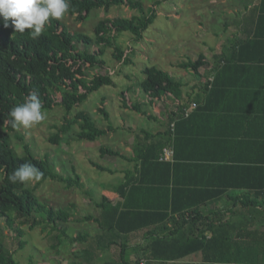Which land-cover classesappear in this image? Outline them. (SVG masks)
<instances>
[{
	"label": "trees",
	"instance_id": "16d2710c",
	"mask_svg": "<svg viewBox=\"0 0 264 264\" xmlns=\"http://www.w3.org/2000/svg\"><path fill=\"white\" fill-rule=\"evenodd\" d=\"M122 6H128L138 14L132 18L102 20L96 27L94 37L83 32H72L60 20L50 18L40 37L33 39L29 35L31 30L16 32L11 18L8 27H4V21L0 18V218L18 233L20 239L26 234L21 226L29 225L30 230L42 226L52 236L57 233L55 239L59 248L66 239L71 245L76 242L88 243L89 247L82 252L86 264L92 263L96 252L119 246L123 238L142 231H147L146 237L150 241L147 252L151 260L159 264L179 263L196 253H202L203 264H264V260H261L264 250L257 249L258 242L264 240L263 230H247L240 234L241 241L248 239L255 247V250H244L241 248L243 242L221 235L227 223L221 221L216 226L215 220H209L204 214L205 209L229 195L234 200L228 208L232 213L235 209L240 212L248 210L252 216L258 212L264 217V159H253V165L256 164L258 168L252 169L248 167L254 161L216 157L213 154L219 153L222 146H228L229 140L222 142L221 138H216L217 143L211 144L205 133L208 115L214 113V109L220 111V108L212 106V101L223 99L230 93L223 83L227 77L236 80L239 72L253 69L261 70L264 75V0L242 21L247 25V38L232 45L231 55H216L214 67L205 76L206 82L193 87L191 93L185 94L184 83L161 68L154 66L143 72L146 78L140 88L146 96L151 97V106L156 99L173 100L179 105L175 112L166 116L165 122L161 121L155 132L135 133L134 151L130 158L109 146L101 148L102 159L107 156L122 158L132 163L134 168L126 170L125 179L119 185L109 186L111 192L122 201L114 205L109 197L104 196L101 202H93L95 210L82 220L96 225L101 235L93 238L86 232V235L71 236L67 225L76 220L77 205L57 210L42 202L37 195V190L47 181L63 184L67 190L82 191L84 183L77 173L69 176L59 172L49 157L34 155L25 136L8 123L11 119L9 111L13 106L22 104L32 91L38 92L44 112L61 106L65 111L64 123L56 127L58 132L49 139L55 146H60L72 133L77 141L95 142L114 132L116 129L113 126L99 128L89 113L79 111L72 115L73 110L84 104L91 94L115 85L109 72L90 80L87 65L93 68L107 66L103 57L111 48L115 50L114 57L120 64H130V56L119 46L120 36L130 33L139 43L155 24L157 12L154 8L147 11L144 0H70V10L66 14L85 22L95 11L110 13L113 8ZM80 45L87 49L80 50ZM94 47L98 49L92 52ZM253 56L255 59H252ZM207 63L202 54L198 60L189 59L180 67L201 77L199 72ZM212 78L213 81H210ZM230 87L236 89L234 93L240 89L236 85ZM194 91L196 96L193 98ZM58 95H61V101H58ZM122 97L124 108L148 115L143 104L130 106L124 93ZM100 112L109 122L108 112L105 109ZM150 119L158 121L153 116ZM76 127L79 131L74 133ZM15 138L23 149V156L17 153ZM237 141L264 150L262 137L233 139V142ZM168 148L174 151L173 162L162 161ZM190 150L213 154L187 156L186 152ZM24 163L34 165L44 173L34 186H30L29 182L13 184L8 180V175ZM94 167L112 173V170L100 164L94 163ZM208 221H211V226ZM209 229L214 233L210 240L206 236ZM201 233L203 236H200ZM122 244L120 260L106 264H130L124 258L128 246ZM25 245L21 241L20 249ZM235 246L240 249L237 250ZM0 264H20L3 241H0ZM137 264H141L140 261Z\"/></svg>",
	"mask_w": 264,
	"mask_h": 264
},
{
	"label": "rangeland",
	"instance_id": "374dc122",
	"mask_svg": "<svg viewBox=\"0 0 264 264\" xmlns=\"http://www.w3.org/2000/svg\"><path fill=\"white\" fill-rule=\"evenodd\" d=\"M245 1L144 0L146 10L154 8L158 18L139 43L134 41L130 33L120 36L119 46L130 56L131 63L120 64L114 57L115 50L111 48L103 57L107 66L93 68L88 64L87 72L90 80L109 72L115 85L104 87L91 94L84 104L78 105L72 112V115H76L79 111L89 113L99 128L108 129L109 126H113L116 130L95 142L77 141L72 133L60 146H55L49 139L58 132L56 127L64 123L65 111L61 106H55L52 111L45 112L46 118L38 125L19 129V133L25 136L30 144L34 155L40 158L49 157L55 168L64 175L74 176L77 173L82 177L83 191L67 190L63 184L51 181L45 182L37 190L41 201L57 210L72 204L77 205L76 220L67 225L71 236L86 235V232L96 235L97 227L82 220L95 210L93 202H101L104 196L115 199L116 194L111 192L109 186L119 185L125 179L126 170L134 169L132 163L122 158L107 156L102 159L101 148L109 146L121 152L124 157L130 158L133 153L135 133L155 132L161 121L165 122L166 116L176 111V102L173 100L156 99L155 103L150 105L151 97L146 96L140 88L141 82L146 78L143 72L154 66L167 71L184 83L185 94L191 93L195 86H202L201 84L206 82L204 80L206 74L213 68V60H215L213 54L222 52L226 43L228 32L224 30V26L229 21L233 26L234 22L239 20ZM136 14L137 11L122 6L113 8L110 13L105 10L95 11L85 22H79L76 17L70 15H65L60 21L72 32H83L94 37L96 27L102 20L132 18ZM233 32L234 30L230 34L232 35ZM86 49L84 45H80V50ZM96 49L98 48L94 47L92 52ZM202 54L205 55L208 65L200 70L201 77L180 67L189 59L198 60ZM123 93L130 106L143 104V109L148 115L144 116L132 109L124 108ZM58 101H61V95H58ZM101 109H105L110 115L109 122L100 112ZM151 116L158 121L151 120ZM78 131V127L73 130L74 133ZM14 145L18 149L17 153L23 156V149L16 138ZM94 163L109 168L112 173L98 170L94 167ZM36 183L37 181H30L29 185L34 186ZM1 185L0 180V187ZM38 219L42 220V217L38 216ZM21 228L26 234L20 239L18 233L10 229L6 221L0 218V241H3L15 254V259L20 264H69L71 259L80 258L81 252L89 247L88 243L81 242L71 245L66 239L59 248L55 239L57 233L52 236L49 231L45 232L42 226L35 230H30L29 225H22ZM21 241L26 243L23 249H20ZM129 256L131 257V254Z\"/></svg>",
	"mask_w": 264,
	"mask_h": 264
},
{
	"label": "crops",
	"instance_id": "0c3cea01",
	"mask_svg": "<svg viewBox=\"0 0 264 264\" xmlns=\"http://www.w3.org/2000/svg\"><path fill=\"white\" fill-rule=\"evenodd\" d=\"M261 1L262 0H246L243 4V10L241 9L242 13L239 17L240 21L238 20L233 24L235 28L229 24L230 21L224 26V30H227L228 32L226 43L223 45L222 52L218 51L217 53L213 54V59H216L215 56L220 54L231 55L232 45L238 40H245L247 38V35L245 34L247 25L242 21L248 15H251V10L257 8ZM232 30H234V32L231 35L230 33ZM252 59H255L254 56ZM213 62L215 63V60H213ZM261 73V70L253 69L239 72L236 80L233 77H227L223 83L224 86H228L230 93L227 94L223 99L218 98L212 101V106L215 108H220V111H216V109H214V113H210L208 115L207 119H209V122H207L205 125V133L208 135V140L211 141V144L217 143L216 138H221L222 142H227L229 140L227 142L229 143L228 146H222L221 150L217 154H213L208 151L196 153L197 150H190L186 152L187 156H210L213 154L216 157H228L235 159V161H254L253 159L256 161H261L264 159L263 148H252V145L247 142H233L234 138L236 140L243 137L264 138V75L262 73L261 76ZM210 81H213V78L210 79ZM234 85L240 86V89H237V93H234L236 91L234 87H230ZM195 96L196 93L194 91L193 98ZM184 103L186 102L184 101ZM177 105H179V103H176L175 107H177ZM253 163H255V161L250 163L252 165H250L251 167L248 168H258L256 167L257 165H253ZM257 163L259 164L260 162ZM255 181H258L257 178ZM109 199L114 205H118L122 201V199L117 194L115 199ZM218 202L219 203L204 210L205 217H207L209 220L212 219L211 221L215 220L216 226H218L221 221L227 223L226 228H222L221 235L230 237L232 240H237V242L240 243L243 242V246L241 248L244 250H250L251 248H254L255 250V247L252 246L248 239L244 241L239 239L240 234H242V232H246L247 230L264 231V217L258 214V212H255L254 216H252L248 210H243L240 212L235 209L232 213L228 210V208H230V204H232L234 200L229 195H225ZM211 221H208L209 226L212 225ZM93 226L97 227L96 225ZM170 226L172 225L170 224ZM202 230H204V228H202ZM184 231L186 232V229H184ZM146 234L147 231L138 232L129 238H123L122 241H119L120 245L118 247H113L112 249L105 250L100 253L96 252L91 264L118 262L121 257V251L123 250L122 243L128 246L124 258L130 264H137L138 261H140L141 264H159V262L151 260L150 254L146 250L150 243L146 237ZM99 235H101V232L97 227L96 235H92V237L94 238ZM213 235L214 233L211 231V229L206 232V236L209 240L213 237ZM200 236H203V233H201ZM258 244L259 245L257 249L264 250V240L259 241ZM239 249L240 247H237V250ZM129 254H131V257ZM80 256V258L71 259L69 264H86L83 256ZM262 259L264 260V256L263 258L261 257V260ZM245 263L250 264L247 262ZM175 264H203L202 253L193 254L187 257L185 260ZM240 264L243 263L241 262Z\"/></svg>",
	"mask_w": 264,
	"mask_h": 264
},
{
	"label": "clouds",
	"instance_id": "9594fccd",
	"mask_svg": "<svg viewBox=\"0 0 264 264\" xmlns=\"http://www.w3.org/2000/svg\"><path fill=\"white\" fill-rule=\"evenodd\" d=\"M70 10V0H0V18L4 27H8L11 18L14 31L24 33L31 30L29 35L37 39L44 32L50 18L60 20ZM42 101L37 91L30 92L22 104L13 106L9 111L8 123L12 128L27 129L42 122L46 116L42 110ZM44 173L30 163L21 164L9 175L8 180L15 184H25L39 181Z\"/></svg>",
	"mask_w": 264,
	"mask_h": 264
},
{
	"label": "built area",
	"instance_id": "2783aa9c",
	"mask_svg": "<svg viewBox=\"0 0 264 264\" xmlns=\"http://www.w3.org/2000/svg\"><path fill=\"white\" fill-rule=\"evenodd\" d=\"M193 107H196L195 105ZM162 161L173 162L174 161V151L170 148L165 149Z\"/></svg>",
	"mask_w": 264,
	"mask_h": 264
}]
</instances>
